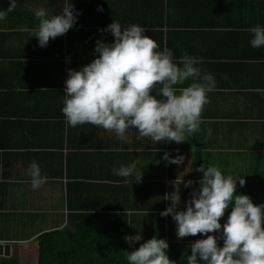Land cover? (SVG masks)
Masks as SVG:
<instances>
[{
  "label": "crops",
  "instance_id": "1",
  "mask_svg": "<svg viewBox=\"0 0 264 264\" xmlns=\"http://www.w3.org/2000/svg\"><path fill=\"white\" fill-rule=\"evenodd\" d=\"M77 1L82 2V7L85 9H82V12L77 11L79 15L76 24L71 29L97 31L94 35L90 34V36L86 37L85 35L83 37L88 41L91 52L94 53V45L97 39H102L105 42H111L113 39L110 33L98 30L106 28L113 20L122 21L119 17L120 13H114L111 10L116 4H121V0ZM190 1L194 3V7L190 6L192 12L189 14L193 16L192 20L196 22L197 27L183 26L181 22L190 23L192 20L183 18L180 14L171 13L174 16H171L169 24L172 23L173 26L169 28L168 25H164L161 30L164 31V35L170 36L171 47L174 50H177L176 42H178L181 47L187 46L197 55L201 54L198 58L203 59L206 63L204 72L211 73L216 84H221L219 89L216 86L213 91L207 93L209 102L204 106L199 131L196 132L198 135L203 134L202 139L207 143L206 148L198 147L195 143L193 151H186L178 146H166L157 149L154 147L156 142L140 136L135 128L126 130V140L121 141L114 132L91 124H82L77 128L76 126L71 127L69 140L71 144L72 141L73 143L84 144L86 149L96 154L103 152L110 154L114 152L126 153L123 156L110 155L111 157L106 156V154L104 156L97 155L98 161L92 160L93 166L100 167L96 168L107 175L106 184L119 187L120 184L124 183L123 178L113 174V169L135 160L143 173L142 183L154 185L156 178L153 172L163 169L165 175L163 181L166 183V189L173 187L174 192V184L181 180L179 185L180 199L189 200L191 198L190 193L195 189L194 186L198 185L196 182L202 176V173L200 176L194 170L195 163L201 166V160L207 155V151L209 152L207 155L209 161L212 160L215 164H219L224 173L231 174L233 178L244 176L245 185L240 187L237 181L234 194L247 195L252 190L256 191L259 183L264 185V179H255L250 176L251 170L248 169V159L244 156L246 153H252L256 148L253 137L255 130L253 129L258 124H264V105L261 107L262 113L256 106H253L255 101L261 97L264 102V57L256 60L257 57L245 56L247 51H252L256 55L261 52V48H252L249 45L251 36H246V43L243 42L242 45H239L223 34H217V31H230L233 23L247 21L251 18L250 7L247 4L235 3V0H202L204 2L199 3L197 8L195 1ZM67 2L69 3V0ZM64 6H66V0H17L16 8L3 21H0V54L5 55L3 60L0 57V69L4 68L1 72L0 84L5 85L0 88V129L2 128V133L3 135L5 133L4 137L8 139L9 144V148L1 151V153L7 155L6 165L10 164L6 168L8 177L3 180V183L6 184L3 194L7 199L4 213L22 211L25 213L27 210L28 214H32L30 216L33 219H39L27 223V226L37 224L41 230L49 229L46 223L52 224V229L60 227V223L64 221L67 210L63 204L66 180L63 175L64 158L68 148L63 145H56L58 136L60 137L64 131L56 123L61 116L60 99L57 95L52 96V94L47 93L54 87L52 85L44 86L43 75L31 71L25 61L33 59L27 55L35 53L39 49L36 41H32V32L36 30L38 24V19L34 15L36 9L44 7L51 14L59 13ZM97 6L103 10L98 11ZM121 6L122 4L119 7ZM7 7L8 0H0V8L7 9ZM144 9L145 12L151 10L147 6ZM140 14L145 13L140 12ZM177 23L179 26H176ZM145 29L149 30L150 27ZM152 29L150 30L152 31ZM190 29L203 30V33H198L196 43L190 44ZM62 38L65 39V34L62 35ZM9 58L15 59L19 63L11 65L12 62ZM68 61L71 60L64 56L65 70ZM50 118L53 119V122L47 123ZM238 123H243V127ZM38 130L40 132L36 134ZM224 132L234 135V139L237 140H242L243 135L246 136V139L241 142L242 146H234L232 150H229L222 146L224 143L222 133ZM51 137L53 145L48 147L47 143ZM134 139L139 141H134ZM123 144H127V147L122 148L121 145ZM138 144L144 145L145 149L150 152L149 159L154 160L152 163L155 166L152 163L140 161V158L131 152L135 150ZM40 150L44 154H40ZM158 153H161L162 156L164 153H168L172 157L183 155L184 161L177 165L163 160V164L156 168V161H159ZM128 154L131 155V159H128ZM194 155L198 160L197 162L193 157ZM33 161L37 162L41 173L48 177L47 182L35 190L32 188L31 178L27 174L29 165ZM89 167L93 168L90 165ZM60 171L61 177H59ZM189 180L193 181L194 185L185 188L183 182ZM253 183H256V186H253ZM144 191L150 197L151 193L149 195L148 191L145 189ZM144 191L140 189L141 193L138 197L144 196ZM125 195V192H121L120 188L116 189L111 202L118 205L124 200ZM161 195L165 199L162 193ZM56 196L62 202L63 208L61 206L58 208L53 201ZM31 202H37L36 204L41 205V209L28 210L26 205L29 206ZM127 213L130 211L128 210ZM11 220L16 219L12 218ZM220 222L223 224L224 219L221 218ZM34 237L29 239H34Z\"/></svg>",
  "mask_w": 264,
  "mask_h": 264
},
{
  "label": "clouds",
  "instance_id": "2",
  "mask_svg": "<svg viewBox=\"0 0 264 264\" xmlns=\"http://www.w3.org/2000/svg\"><path fill=\"white\" fill-rule=\"evenodd\" d=\"M16 6L17 0H8L7 9L0 8V21ZM97 10L103 9L97 6ZM74 12L73 4L67 0L59 13L37 8L34 15L38 24L33 37L38 45L46 47L50 39L67 33L77 21L79 13ZM98 31L110 33L111 42L97 39L95 58L79 70L66 71L61 113L68 126L102 127L121 141L126 140V130L135 128L140 136L153 142L177 144L199 131L201 113L209 102L207 93L216 87L214 76L198 66L200 58L183 54L174 60L173 50H157L158 43L139 24L122 25L113 20ZM249 32V45L264 47V26L257 24ZM161 159L177 165L184 161L183 155L172 157L168 153ZM137 165L135 160L121 164L113 174L123 178L124 183H139L143 173ZM196 171L202 176L183 210L180 180L174 184L175 191L167 195L171 197L169 206L160 212L161 217L171 216L174 220L177 238L197 234L204 237L189 244L186 264H264V203L254 204L248 195L234 194L237 181L240 187L245 185L244 176L233 178L215 165L202 164ZM27 174L34 190L48 179L36 161L29 165ZM183 184L188 188L193 181ZM226 211L227 218L221 224ZM123 239L132 248L125 251L127 264H176L166 254L169 245L163 238L154 235L139 247H132L142 240L139 232Z\"/></svg>",
  "mask_w": 264,
  "mask_h": 264
},
{
  "label": "trees",
  "instance_id": "3",
  "mask_svg": "<svg viewBox=\"0 0 264 264\" xmlns=\"http://www.w3.org/2000/svg\"><path fill=\"white\" fill-rule=\"evenodd\" d=\"M194 1L197 8L199 3L204 2L202 0ZM70 2L73 4L75 12H82V9H85L82 7V2L69 0V3ZM235 3L247 4L248 7H250L251 18L244 22L233 23L231 29H229L230 31H217V34H223L229 40L242 45L243 42L244 44L246 43V36H251L249 32L251 27L257 24L264 26V0H235ZM121 4L122 6L119 7ZM121 4H116L111 8L114 13H120L119 17H121L122 20L121 24L123 25L125 22H130L139 24L144 28H153L152 31L150 29L146 30L145 34L158 43L159 48L157 50L162 51L165 47L172 49L174 53L173 59L176 61H178L183 54L196 57L201 55H197L195 52L191 51V48H187V46L181 47L178 42H176L177 50H174V48L171 47L170 36L164 35V31L161 30V27L164 25H168L169 28L173 26L172 23L169 24L171 16H174V14L171 15V13L180 14L183 18L192 20L193 16L189 14L192 12V10L190 11V6L194 7L192 1L121 0ZM146 6L151 10L145 12L146 10L144 8ZM140 12L145 14H140ZM119 17L118 19H120ZM181 23L183 26L189 25L193 26L192 28L197 27L196 22H193V20L190 21V23ZM176 26H179V23H177ZM96 32L90 29H69V31L65 33V39L62 38V35L55 39H50L46 47L40 48L39 46L37 52L27 55V57L33 58L29 59V61H25L29 69L43 75L44 86L52 85L54 87V89L47 93L59 97L60 112L63 107L62 95L64 94L63 89L66 71L69 68L79 70L81 66L86 65L95 58L96 54L91 52L88 41L83 37H85V35L86 37L90 36V34L94 35ZM198 33H203V30L190 29V44L196 43ZM32 39V41H36L38 44L35 37ZM260 48L261 52H259L258 55L254 54L252 51H247L245 56H250V58L257 57L256 60L261 59L264 57V47ZM64 56L71 60L68 61L66 70L64 69ZM0 57H2L1 60L5 59L4 54H0ZM8 57H11V55H8ZM9 59L12 62L10 63L11 65H17L19 63V61L15 59ZM201 61L202 62L198 66L202 71H205L204 67L206 63L203 59ZM3 69L4 68L0 69V79L2 78L1 72ZM4 86V84H0V88ZM216 86L218 87L217 89H219L221 84L217 83ZM152 94H155V92L153 91ZM261 98L256 100L253 106H256L262 113L261 107L264 105V102ZM59 118L61 120L59 119L56 123L59 124L64 131L60 134V137L58 136L56 145H63L68 148L64 158L63 175L66 178L64 183L65 193L63 204L67 210L64 215V221L60 223V227L58 228L41 230L35 235L34 239L37 243L36 258L34 261L25 263L15 251V253L10 251L8 255H5L4 252L0 253V264H127L125 251H130L132 248L125 242L123 237L125 235H135L137 232L142 236V240L132 247H139V244L155 235L158 238H163L168 243L169 247L166 250V254L170 260L175 261L176 264H186V255L190 253L189 244L204 237L197 234L196 236L177 238L175 222L171 216H160V212L168 207L171 202V197L167 195L173 193V187H169L168 190L165 187L166 183L163 181L165 176L163 169L153 172L156 178V181L153 183L154 185L142 182L136 183L135 181H130V184L122 183L119 187L106 184V180L108 179L107 175L101 173V171L96 168L98 166H93V161L95 162V160H97V155L104 156V154H106V156L111 157L114 156V154L116 156H123L126 153L114 152L110 154L109 152H103L96 154L86 149L84 144L73 143V141L71 144L69 140L71 126L67 125L62 113ZM51 122H53L52 118L47 121V123ZM238 124L243 127V123ZM77 127H79V125H77L76 128ZM253 130L251 131L254 132L253 137L256 142V148L252 153H246L244 156L248 159V169L251 170L250 176L255 179H264V124L256 125ZM39 132L40 130L36 131V134H39ZM4 135L1 128L0 148H3V150H0V240H5L4 243H7L9 246L10 244L16 247L24 246L27 243H22V241L29 238H26L27 235H23L27 232L26 227L28 226L27 224L23 225L26 221L25 219L23 221L22 214H20V212L4 213L6 199L3 192L6 184L3 183V180L8 177V170L6 168L10 165H6L7 155L1 153V151L9 148L8 139L4 137ZM202 136L203 134L198 135L194 133L183 143L177 144L168 141L167 143L161 142L154 144V147L162 149L166 146H178L183 150L193 151L196 143L198 147L206 148L205 146L207 143L202 139ZM222 136L224 141L222 146L229 150H232L234 146H242L241 142L246 139L245 135H243L242 140L234 139V135L228 134L227 132L222 133ZM51 139L52 137L49 139V142L47 141L48 147L53 145ZM235 140L237 141L234 143ZM134 141L139 140L134 139ZM121 147H127V144H123ZM144 150H147L145 146L138 144L135 150L131 152H134V155L138 156L140 161L152 163L154 160L149 159L150 152ZM40 154H44V152L40 150ZM130 154H128V159H131ZM160 154L161 153H158V160L160 162L157 163L156 168L163 164V160L161 159L162 155ZM206 154L208 155L209 152L206 151ZM207 155L201 160L202 164L219 167V164H215L212 160L209 161ZM193 157L197 162L196 156L194 155ZM89 165L93 168H90ZM152 165L155 166L154 163H152ZM198 167L200 166L195 163L194 170L196 171ZM104 172L106 173V171ZM198 173L201 176V173ZM61 176L62 173L59 177ZM176 183L178 184L179 182ZM253 186H256V183H253ZM194 187L197 189L198 185ZM119 188L120 191H124L126 195L121 203L115 205L111 201L116 189ZM140 189H143V191L145 189L148 191V194L151 193V195L149 194L150 197L147 196L145 191L144 196L138 197L139 193H141ZM161 193L164 195L165 199L162 197ZM248 193L250 194L247 195L252 199L254 204L264 203V185L262 183L258 184L256 191L252 190ZM186 201V199H180L181 210H183ZM128 210L130 213H127ZM228 211H230V209ZM228 211L225 212L222 219L225 220L227 218ZM12 218L16 220H11ZM17 229L18 232L13 233ZM13 236L18 237L12 239ZM27 242L29 243V241ZM218 245H222V240H218Z\"/></svg>",
  "mask_w": 264,
  "mask_h": 264
},
{
  "label": "rangeland",
  "instance_id": "4",
  "mask_svg": "<svg viewBox=\"0 0 264 264\" xmlns=\"http://www.w3.org/2000/svg\"><path fill=\"white\" fill-rule=\"evenodd\" d=\"M63 195V194H62ZM62 195H61V199H62ZM58 196V195H57ZM54 197L53 198V201H55V203H56V205L58 206V208L61 206V201H60V199H58V197ZM6 202H7V199H6ZM37 202H31V203H29V206L28 205H26L27 206V209L28 210H33V211H35V210H38V209H41V205H38V204H36ZM61 208H63L62 206H61ZM23 212V211H22ZM22 212H20V214H22V216H23V221H24V219H25V224H27V223H29V222H32V221H37V220H39L38 218H36V219H33L30 215H32V214H28L29 212H27V210H25V213H22ZM29 215V216H28ZM28 225V224H27ZM46 225L48 226V228L49 229H51V227L53 226L52 224H50V223H46ZM26 229H27V232L26 233H24L23 235L24 236H26V238L28 237V238H32V237H34L38 232H40L41 231V228L39 227V225H31V226H28V227H26ZM15 232H18V229L16 230V231H14L13 233H15ZM20 233V232H19ZM21 233H23V232H21ZM18 236H13V238L12 239H14V238H17ZM21 237V236H20ZM22 238V237H21ZM27 241H30L29 243L27 242ZM5 242V240H0V244L1 245H5V244H7V243H4ZM22 243H27V244H25L24 246L22 245V246H11V244H10V248H9V253H10V251H12V253H17L19 256H20V258L23 260V262H25V263H29V262H32V261H34L35 260V258H36V240L35 239H27V240H23L22 241ZM15 251V252H14Z\"/></svg>",
  "mask_w": 264,
  "mask_h": 264
},
{
  "label": "water",
  "instance_id": "5",
  "mask_svg": "<svg viewBox=\"0 0 264 264\" xmlns=\"http://www.w3.org/2000/svg\"><path fill=\"white\" fill-rule=\"evenodd\" d=\"M9 245L5 244V245H1L0 244V253L4 252L5 255L9 254Z\"/></svg>",
  "mask_w": 264,
  "mask_h": 264
}]
</instances>
